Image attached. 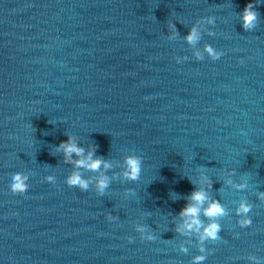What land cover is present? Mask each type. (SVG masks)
Here are the masks:
<instances>
[{
	"label": "clouds",
	"instance_id": "clouds-1",
	"mask_svg": "<svg viewBox=\"0 0 264 264\" xmlns=\"http://www.w3.org/2000/svg\"><path fill=\"white\" fill-rule=\"evenodd\" d=\"M241 26L245 32L254 30L261 18L260 13L257 11V4L254 2H249L245 5L242 12L239 14ZM199 23L205 25H213L215 23V17L208 16L202 17L198 21ZM168 27L170 29L169 39H174L179 35L176 24L169 23ZM209 36L215 35L214 32H208ZM184 39L189 44H196L201 39V33L197 30L195 26H192L187 35L184 36ZM205 54L211 60H218L223 52L215 49L211 44L204 45L203 54L200 51L195 52L193 55L196 60H203ZM187 59V57H177L176 62L181 63L182 60ZM57 152L63 153L64 163H73L72 155L81 156L84 153V148L77 145L72 136H68L66 141H61L58 146H55ZM97 146L93 145L92 150L89 152L86 159H78L74 161L76 168H85L91 172H99L103 167L105 170L110 169V163L101 156L96 155ZM126 170L123 172V177L125 181H137L141 175L142 168V158L134 153H130L125 157ZM234 171V170H233ZM29 176L24 173H13L11 176V182L9 184L10 191L13 195H24L28 192L29 189ZM45 180L49 183H55V176L47 175ZM202 182L207 183L210 178L207 176H201ZM191 182V180H189ZM65 183L68 187L78 188L81 191H88L91 187L90 178H85L82 173L79 171H74L69 174ZM112 183V178L104 174L99 176L95 181V191L99 196H104L106 190L109 188ZM237 187L243 189L247 187V184H240ZM131 194H135L132 190H128ZM128 194V193H126ZM258 198L264 201V192H258ZM209 201V197L204 189H197L194 185V189L188 194V199L184 207L176 214L180 216L183 220V223L175 228V233L179 235H186L190 232H195L200 241V248L198 255L192 257L191 264H203L206 260L207 255L211 254L210 250H206L205 242L206 241H218L220 240V232L222 226L220 224V218L224 217L227 214L225 207L219 201ZM205 202L207 207H205ZM252 204L249 203L246 199L240 201L238 208L236 209V215L240 217L238 223L241 228L249 227L252 224V218L249 213L252 209ZM201 215L207 218V223L201 219ZM109 221L116 219L115 216L109 214L107 216ZM135 231L140 234L141 240L154 241L155 236L153 235L152 230L147 225H138L135 228ZM129 241H132V238L129 237ZM179 250L182 253H187L188 249L184 244L179 246ZM262 259L256 255H250L248 260L252 264H261Z\"/></svg>",
	"mask_w": 264,
	"mask_h": 264
}]
</instances>
